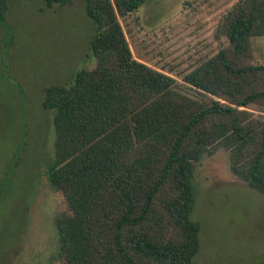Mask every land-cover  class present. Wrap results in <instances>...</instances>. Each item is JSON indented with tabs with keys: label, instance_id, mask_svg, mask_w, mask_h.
Segmentation results:
<instances>
[{
	"label": "trees",
	"instance_id": "obj_1",
	"mask_svg": "<svg viewBox=\"0 0 264 264\" xmlns=\"http://www.w3.org/2000/svg\"><path fill=\"white\" fill-rule=\"evenodd\" d=\"M10 1L0 0L1 20ZM145 1L84 0L96 66L44 89L42 106L56 111L47 177L67 205L55 217L63 264H192L196 163L219 147L264 193V65L251 40L264 35V0L227 11L218 34L228 44L184 75L185 89L133 53L121 18Z\"/></svg>",
	"mask_w": 264,
	"mask_h": 264
},
{
	"label": "rangeland",
	"instance_id": "obj_2",
	"mask_svg": "<svg viewBox=\"0 0 264 264\" xmlns=\"http://www.w3.org/2000/svg\"><path fill=\"white\" fill-rule=\"evenodd\" d=\"M237 1L146 0L121 22L135 57L184 88V75L228 44L218 27ZM96 33L84 0H11L0 19V264H63L55 217L67 205L47 177L56 111L42 101L47 86L96 66ZM251 40L253 63L264 65V35ZM193 183L201 230L192 264H264V193L233 173L230 151L206 153Z\"/></svg>",
	"mask_w": 264,
	"mask_h": 264
}]
</instances>
